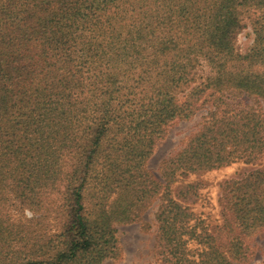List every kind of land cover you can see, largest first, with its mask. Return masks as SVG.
<instances>
[{
	"label": "trees",
	"instance_id": "1",
	"mask_svg": "<svg viewBox=\"0 0 264 264\" xmlns=\"http://www.w3.org/2000/svg\"><path fill=\"white\" fill-rule=\"evenodd\" d=\"M242 95L264 101V0H0V264H102L114 225L155 200L158 264H247L264 229V117ZM206 100L156 178L167 127ZM260 159L224 181L218 225L194 215L201 185L182 175Z\"/></svg>",
	"mask_w": 264,
	"mask_h": 264
},
{
	"label": "rangeland",
	"instance_id": "2",
	"mask_svg": "<svg viewBox=\"0 0 264 264\" xmlns=\"http://www.w3.org/2000/svg\"><path fill=\"white\" fill-rule=\"evenodd\" d=\"M251 42L252 33L247 26L237 35L236 47L243 52L250 46ZM206 72V67H201L198 71L201 76L205 75ZM197 79H200V76ZM205 102L189 119L176 120L167 127L164 138L157 143L152 156L147 161V168L156 178H160L162 162L178 152L186 144L190 136L199 129L205 118L208 117L209 112L213 111L214 106L211 105L212 103L209 100ZM234 103H239L241 107L257 110L264 117L263 100L242 95L237 96ZM261 161L260 159L252 164L237 161L219 169L203 172L199 175H182L181 178L184 182L199 180V184L201 185L199 188V199L191 205V210L194 215L198 219L203 220L205 224L218 225L221 221L220 196L224 181L241 178L256 168ZM52 199L55 198L51 196ZM57 204L55 201L54 206ZM157 205L158 200H155L143 212L140 219L135 222L114 225L117 255L114 258L105 259L102 264H158L154 252V240L156 236L154 214ZM25 214L27 217L30 216L28 212H25ZM55 216L58 215L51 213L49 219L46 221V229H56ZM247 241H249L250 247L247 264H264V229L249 237Z\"/></svg>",
	"mask_w": 264,
	"mask_h": 264
}]
</instances>
